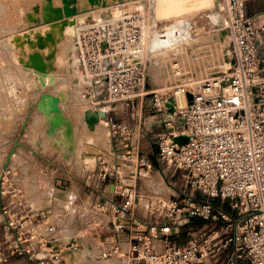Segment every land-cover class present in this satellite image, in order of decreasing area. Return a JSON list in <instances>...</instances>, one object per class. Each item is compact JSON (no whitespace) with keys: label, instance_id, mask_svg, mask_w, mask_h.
I'll return each instance as SVG.
<instances>
[{"label":"built area","instance_id":"obj_1","mask_svg":"<svg viewBox=\"0 0 264 264\" xmlns=\"http://www.w3.org/2000/svg\"><path fill=\"white\" fill-rule=\"evenodd\" d=\"M221 1L231 56L191 91L183 80L172 93L152 88L137 16L91 17L77 27L80 72L104 87L98 111H106L110 146L80 178L36 150L43 161L29 169L42 173L50 195L41 205L21 165L7 163L18 138L0 145V264H73L81 244H62L57 222V207L78 200L73 181L106 228L102 259L264 264V25L248 13L249 0ZM119 105L122 118L112 113Z\"/></svg>","mask_w":264,"mask_h":264},{"label":"rangeland","instance_id":"obj_2","mask_svg":"<svg viewBox=\"0 0 264 264\" xmlns=\"http://www.w3.org/2000/svg\"><path fill=\"white\" fill-rule=\"evenodd\" d=\"M111 1L116 2L119 8L117 7V11H111L113 15L105 16L122 17L127 14L137 16V23L142 30V49L147 66L146 73L153 89L163 93H172L170 90L178 80L185 81L187 86L191 88L190 84L193 83L194 79L196 80L201 75L206 79L210 73L222 70L225 65L224 63L223 66L210 70L215 64L218 66L220 60L226 59L230 55L231 47L224 31L221 33L213 28L198 32L191 42L158 55V50L150 47L143 38L144 33L146 34L148 20L155 23L156 0ZM219 1L223 4L221 0ZM53 3L61 5L62 2L53 0ZM46 4L47 0H0V145L6 148L7 145L10 146V142L18 138L19 152L14 157L15 164L21 165L18 166V171L19 174H22L20 178L27 183V192L41 205L50 204V195L47 181L43 179L44 182L40 184L38 182L43 176L42 173L30 171L29 169L30 165L35 164L37 166L43 161V158H38L35 153L36 149L46 158L54 161L59 167L80 178L85 169L82 163L88 164V167L91 168L94 166L93 162L89 163L83 159L82 153L87 151L96 153L101 148L110 146V134L106 121L100 120L92 126L85 119L87 110L98 109L99 106H102L98 103L103 98L104 87L84 78L80 73L78 61L76 63L75 58L70 57V50L74 48L75 38L72 36L64 41L60 49L63 68L56 74V81L50 88V92L59 97L60 107L72 124L75 137L73 149H69L65 124H63L61 130L59 128L60 131H55V134L47 133L49 125L47 119L36 106L37 101L40 99V96H38L40 93L35 91L36 94H32L30 92V89L34 86L33 80L28 76V70L15 62V52L10 42L11 39L13 40L15 33L20 30L30 28L38 23L43 28L46 26L43 23L44 18L47 16L46 12L43 11ZM90 6L88 2L87 6H78V8L82 9ZM98 6L101 7V4ZM220 12L225 18L224 5L220 8ZM143 41H145V46L147 44L146 48L143 46ZM196 50H198V53L195 52ZM208 56L210 60H208ZM185 61L187 64H185ZM209 61L211 67L209 66L210 69L208 68L209 70L206 72L204 62L207 63L205 65L208 67ZM174 63H180L184 73L182 76L176 75ZM164 69H167L166 72H163ZM154 74L164 76L168 74V80L161 83L162 85L155 83L153 80ZM112 113L119 118L124 116L120 105ZM88 135L93 137V145L90 144L92 141L87 142ZM76 138H79V140L76 141ZM6 142L9 143L5 144L4 147L3 143ZM70 193L77 196L78 200L74 204H66L65 208L64 205L57 207V222L59 223L63 243L73 237L76 240L78 239L81 244V248L75 252L73 264H122L121 261L99 257L98 234L106 233V228L98 216L88 211L86 189L78 181H73L69 187Z\"/></svg>","mask_w":264,"mask_h":264},{"label":"bare ground","instance_id":"obj_3","mask_svg":"<svg viewBox=\"0 0 264 264\" xmlns=\"http://www.w3.org/2000/svg\"><path fill=\"white\" fill-rule=\"evenodd\" d=\"M60 1L63 3V6L57 3H53V0H47V4L43 7V11L46 12L47 15L44 18L43 22L46 25L44 28L40 23L32 25L30 28L23 29L15 33L13 40L11 39L10 41L15 52V62L20 66L24 67L26 70H28V76L31 77L33 80L34 86L32 89H30V92L32 94H36L34 92L37 91L40 93V95L38 96H41L45 92L51 93L50 88L55 84L56 74L63 68L60 49L64 41L71 36L75 37L77 27L84 24L90 17H96L100 15L98 14L99 11H102L101 15L99 16L102 17L104 15H113L111 11H117L119 8L117 3L111 0H101L100 3L97 5H93L89 0H69L71 3V7L75 8L76 12L74 14L67 15L64 9L65 4L63 0ZM88 2L91 5L90 7H85L82 9L78 8V6H87ZM100 4L101 7L98 6ZM155 5L157 12L156 20L154 21L156 24L151 22V20L147 19L148 22L146 23V34L144 33L145 36H143V38L147 42V44L150 45V47L158 50V55L171 49L181 47L185 43L191 42L195 34L198 32L213 28H216L217 31H220L221 33L223 31L225 32L223 26V23H225V18L220 12V8L223 7V4H221L219 0H156ZM101 8L102 10H100ZM145 41H143L144 48L147 47V44L145 46ZM197 51L198 50H196L195 52L198 53ZM70 52V57L73 59L75 58L77 63L75 49H71ZM188 53L190 54V52ZM190 55L193 54L191 53ZM230 56L231 51L230 55L226 59L219 61L218 66L213 62L215 65L211 67V62L209 61V65L207 67L205 64H207L206 62L210 60V57L208 56L209 59L204 62V67H206L207 69L206 72H208L210 67V70L217 69L221 67V65L223 66L224 63L225 65L222 68H225L227 60ZM200 60L202 61V59ZM185 64H187L186 61ZM166 70L164 69L163 72H166ZM219 72L220 70L210 73L207 78L210 76H214ZM167 75L164 76L154 74L153 80L155 83L161 84L168 80ZM204 80L205 77H203L202 75L199 76V78H197L196 80L194 79L193 83L190 84V91L193 90V88L196 86L194 84H200ZM60 90L62 89L60 88ZM179 97L180 103L185 104V97L181 95ZM38 110L45 115L47 123L49 124V121L53 118V111H48L49 113H45L40 108H38ZM62 114L65 116L63 111ZM98 116V109H89L86 112L85 119L90 125L93 126L95 122H98L100 120L105 121L103 117ZM65 118L68 120L66 116ZM63 124L61 123L59 126H57L55 131H60L62 129ZM55 131L47 133L53 134ZM66 136L69 140V149L72 150L75 138L73 132L71 137H69L68 134ZM75 140L78 141L79 138H76ZM86 140L88 143L92 141L90 143L91 145L94 144L93 137L91 135H88ZM91 152L92 151L83 152L82 157L85 161H88L89 163L93 162L95 164L98 152ZM13 153H15V151ZM72 239L74 238L71 237V239H68L65 243L62 242V244H66L72 241Z\"/></svg>","mask_w":264,"mask_h":264},{"label":"water","instance_id":"obj_4","mask_svg":"<svg viewBox=\"0 0 264 264\" xmlns=\"http://www.w3.org/2000/svg\"><path fill=\"white\" fill-rule=\"evenodd\" d=\"M93 5H97L100 3L101 0H89ZM64 2V9H65V13L67 15H71L74 14L76 12V9L71 7V3L69 0H63ZM188 97L189 99H192V93H188ZM37 107L40 108L41 110H43L45 113H47L48 111H53V118L49 121V127L47 129L48 133H51L53 131H55L56 127L59 126L61 123H65L67 126V134L69 137H71L72 132H73V127L71 122H69L65 116L62 114V110L60 108V104H59V97L51 94L49 92H45L40 96V99L37 101L36 103ZM48 112V113H49ZM99 112V116L98 117H105L106 116V111L105 109H101L98 111ZM25 127V124H24ZM179 139L182 142H186L188 140V136L184 135L179 137ZM19 143H16V145L14 146L12 152L9 154L8 156V160L7 163L10 162L11 156L13 154V152L15 151V149L18 147Z\"/></svg>","mask_w":264,"mask_h":264},{"label":"crops","instance_id":"obj_5","mask_svg":"<svg viewBox=\"0 0 264 264\" xmlns=\"http://www.w3.org/2000/svg\"><path fill=\"white\" fill-rule=\"evenodd\" d=\"M63 3H61V6H63L62 5ZM107 9H109V8H107ZM100 10H102V8L100 9ZM101 12L102 11H99V13L98 14H100L101 15ZM248 13L250 14V15H252V16H254L255 18H256V21L259 23V24H261V25H264V0H249V2H248ZM100 15H98V16H96V18L97 17H99ZM263 38H264V35H263ZM48 127H49V125H48ZM48 138V137H47ZM49 139V138H48ZM50 140V139H49ZM39 145V144H38ZM99 146H100V144H99ZM25 147V146H24ZM40 147V146H39ZM33 150V149H32ZM37 150V149H36ZM35 150V151H36ZM34 151V150H33ZM16 153H14L13 155H12V160L10 161V162H12V163H15V155H17V152H19V148H17L16 149V151H15ZM82 166L84 167V168H86V167H88L87 166V164H85V163H82Z\"/></svg>","mask_w":264,"mask_h":264}]
</instances>
